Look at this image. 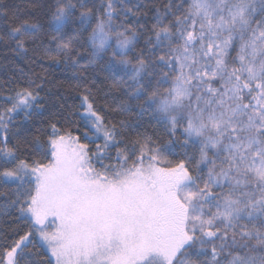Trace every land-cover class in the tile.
<instances>
[{"label": "snow or ice", "instance_id": "obj_1", "mask_svg": "<svg viewBox=\"0 0 264 264\" xmlns=\"http://www.w3.org/2000/svg\"><path fill=\"white\" fill-rule=\"evenodd\" d=\"M142 7L55 0L45 25L0 0V43L33 62L63 57L83 110L45 109L43 77L6 97L0 207L16 219L0 230V264H264V0H166L150 25ZM133 109L164 136L129 134L117 116ZM21 111L48 115L9 147Z\"/></svg>", "mask_w": 264, "mask_h": 264}, {"label": "trees", "instance_id": "obj_2", "mask_svg": "<svg viewBox=\"0 0 264 264\" xmlns=\"http://www.w3.org/2000/svg\"><path fill=\"white\" fill-rule=\"evenodd\" d=\"M7 3L13 6H18L21 15L28 12H33L34 15L40 19L45 25L49 19L48 12L50 6L55 3V0H6ZM99 2V0H97ZM133 3H139L144 7L141 8V12L147 13V16H141L140 23L144 24L147 22L148 25L154 22L152 19L155 15L154 11L150 10L153 7H159L161 3L166 2V0H132ZM36 5L35 8L32 6ZM135 10V9H134ZM120 19H124L121 16ZM134 20V18H131ZM119 23V20L117 21ZM6 23L3 19H0V27H6ZM143 40L140 41L138 48L143 47ZM83 51V49H81ZM134 53H130V56ZM60 63L57 64L53 60L45 57L43 62H33L29 59H21L16 56V54L11 50V48L3 43H0V111L4 108L11 107L6 100V97L13 96L15 91L22 85H27L30 80H38V77H43V80H38L39 83L43 84L44 91L40 93L41 97L44 98L45 103L43 107L55 112L61 105L67 107L71 106L73 110L80 113L83 112L79 108V100L76 99L77 93L81 91L78 87L81 84V80L78 79L79 73H76L71 65L64 62L63 57H57ZM95 74L99 76V80L96 81V85L101 89L99 95L103 96L104 91L111 84V73L105 62L98 61L94 66ZM110 96L119 97L120 92L118 90H113ZM104 101H101L103 103ZM117 101L114 99H109L108 104L114 105ZM48 111H45L44 115L41 116L38 113L32 115L31 120H26L24 113L17 112L13 114L12 123L9 124L8 133V146L19 144L21 148L25 147L24 141L29 136L27 131L28 128L32 127V124L36 121L46 118ZM115 115V114H114ZM118 119L127 120L133 125L132 129H129V134H135L136 131L139 132H149L157 133L164 136L163 130L155 124L154 121L147 115L140 117L138 111L133 109L131 112H127L123 115L117 116ZM74 119V129L76 134L81 135V141L90 143L89 137H92V131L89 127L85 126V122L81 120L80 115L73 117ZM139 125V127H136ZM88 132V137L82 135V133ZM94 139V137H92ZM96 143H102L100 140H96ZM10 193L9 186L0 185V193ZM4 203V198L0 195V206ZM16 219L15 214H13L12 209L5 210L0 207V230L7 233L10 227L14 226V221ZM43 249L41 252L43 253Z\"/></svg>", "mask_w": 264, "mask_h": 264}]
</instances>
